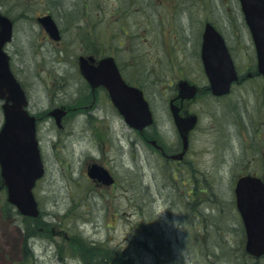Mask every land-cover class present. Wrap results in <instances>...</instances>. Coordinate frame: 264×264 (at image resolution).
I'll use <instances>...</instances> for the list:
<instances>
[{
  "label": "rangeland",
  "instance_id": "374dc122",
  "mask_svg": "<svg viewBox=\"0 0 264 264\" xmlns=\"http://www.w3.org/2000/svg\"><path fill=\"white\" fill-rule=\"evenodd\" d=\"M0 11L13 21L5 51L37 119L45 167L34 189L38 218L8 210L0 185V264H85L79 237L128 254L135 264H264L239 245L234 203L241 175L264 174L254 162L258 151L245 147L264 134L255 81L216 99L200 56L207 21L224 38L235 35L233 24L243 18L238 0H0ZM45 15L58 25L59 42L37 21ZM108 55L145 91L155 124L144 138L80 74V56L96 62ZM247 55L236 52L241 65ZM183 80L198 87L187 111L199 122L191 153L177 165L149 153L144 139L160 135L159 143L178 146L168 100ZM56 109L65 112L60 126L51 115ZM93 163L108 168L116 185L88 178ZM29 225L35 233L28 237Z\"/></svg>",
  "mask_w": 264,
  "mask_h": 264
},
{
  "label": "water",
  "instance_id": "95a60500",
  "mask_svg": "<svg viewBox=\"0 0 264 264\" xmlns=\"http://www.w3.org/2000/svg\"><path fill=\"white\" fill-rule=\"evenodd\" d=\"M239 1L256 43H264V39L259 38L264 35L261 32L264 29V0ZM38 22L52 40L60 41L59 28L50 15L39 18ZM12 36L13 22L0 12V99L4 101V123L0 129V175L7 188L8 202L15 205L21 214L38 217V205L32 190L43 176L44 167L36 139L35 118L25 109L28 105L26 93L12 73L10 57L4 50ZM201 58L212 94H228L238 76L223 38L210 23L206 24L203 32ZM79 68L92 88L104 86L108 90L113 104L129 126L142 131L153 123L143 93L126 85L113 58H104L93 66L88 59L80 57ZM178 87L177 98L182 100H191L197 94V88L187 81L181 82ZM171 112L187 148V134L195 127L197 116L181 118L179 109L173 106ZM64 114L58 109L51 112L58 125ZM88 176L105 185L114 183L109 171L98 164L89 167ZM235 194L247 233L246 251L260 257L264 255V183L259 178L243 177L237 182Z\"/></svg>",
  "mask_w": 264,
  "mask_h": 264
},
{
  "label": "flooded vegetation",
  "instance_id": "af4514ba",
  "mask_svg": "<svg viewBox=\"0 0 264 264\" xmlns=\"http://www.w3.org/2000/svg\"><path fill=\"white\" fill-rule=\"evenodd\" d=\"M215 28H216V26H215ZM233 28H235L234 29L235 35L228 37V38L225 36V38H224L225 39V45L227 47L229 55L231 56V58L233 60L236 72L238 74V81L232 85L231 92L235 88V86H237V85L246 84V82L250 81V80L255 81V86H256L255 87V102H256V105L258 106L256 110H257V115L260 118L258 120V123H257V126H258L259 124H261V118H264V43H256L255 38L252 35L251 29L248 26V24L244 18L238 19V24H233ZM261 32L264 33V29H262ZM201 38H202V36H201ZM259 38L264 39V35L263 34L260 35ZM201 45H202V42H201ZM239 51H241L244 54H248L247 56H249V63H243L241 65L238 62V57L236 56V52H239ZM115 60L118 64L120 73H121L123 79L126 81V83L129 84L130 86H134V87H137L138 89H140L143 92L144 96L146 97L145 91L142 88V86L136 84L135 82H132L131 80H129V78L126 75L125 66L120 64L116 58H115ZM90 90H92V89L90 88ZM96 90L104 91L106 96L109 97L107 91L104 88H99ZM207 90H208V88H207ZM92 91H94V90H92ZM208 92H209V90H208ZM230 93L228 95H230ZM177 94H178V91H177L175 96L171 97L168 100V106H169L170 113H171V106H173L174 108L179 109V115L181 118L189 117V115H191V113L189 111H187V104L190 101L178 99ZM228 95H226V96H228ZM214 98H216V97H214ZM221 98H224V97H221ZM221 98H216V99H221ZM146 99H147V97H146ZM153 115H154V113H153ZM154 118H155V116H154ZM172 119H173V117H172ZM173 122H174V119H173ZM174 125H175L176 131L178 133V146L176 148H171L170 145H164L165 143L164 144L159 143L158 139H159L160 135L157 136V139H154L152 136L149 135L144 139V142L146 144L145 148L147 149L148 152L149 151L151 153L157 152V154L162 156V158L165 159L166 161H172L174 164L178 165V163H181L182 161L186 160V157H188V155L192 151V138H193V134L196 131L198 124L187 135V148H185V144H184V141L182 139L181 133H180L177 125L175 124V122H174ZM149 129L150 128H148L147 130H144L142 132L143 134H140L141 137L144 138L146 131H148ZM255 141L256 140H254V142H251V145H252L251 147L249 146V144H247L248 141H245V145H246L245 147L247 150L249 148H252L250 151H253L255 153L258 151L259 159L258 160L254 159V162L258 161L259 165H261L262 168L264 169V134L259 138L258 141H256V142ZM148 147H150V148L148 149ZM175 157H178L179 159H175ZM251 167H253V166H251ZM244 176L259 177L264 182V174H263V176H261L257 173H254V172H246L243 175H241L238 179H240L241 177H244ZM238 179L235 182V186H236ZM235 186H234V190H235ZM190 194H191V192L187 195V197L191 198ZM234 199H235L234 203L236 206L235 192H234ZM236 209H237V207H236ZM237 212H238V210H237ZM187 214L190 216H194L195 212L189 210L187 212ZM238 214H239V212H238ZM239 216H240V214H239ZM239 228L241 231L240 232L241 240H240L239 245L244 250L245 255L249 256L246 253V244H247L246 228H245L244 221H243L241 216H240ZM249 257H251V256H249ZM263 257L264 256H262L260 258H263ZM252 258H254V257H252ZM260 258H256V259H260Z\"/></svg>",
  "mask_w": 264,
  "mask_h": 264
},
{
  "label": "trees",
  "instance_id": "16d2710c",
  "mask_svg": "<svg viewBox=\"0 0 264 264\" xmlns=\"http://www.w3.org/2000/svg\"><path fill=\"white\" fill-rule=\"evenodd\" d=\"M1 179H0V185H1ZM6 204V208L12 209L14 211H16V209L11 206L8 202L5 203ZM16 214H19L16 211ZM38 222V221H37ZM30 226V225H29ZM28 227L27 228V235L29 237V235H33V233H35V228L34 227ZM26 235V236H27ZM74 241V240H73ZM75 242H79L80 246L78 249V246L75 245V247L80 250V252H82V254L84 255L85 259V264H135V260L134 258H129L128 254L125 255L124 253H122L119 250H113L110 249L108 247H106L105 244L103 243H86L83 239H81V237H79V240H75ZM81 242V243H80ZM71 243V242H69ZM24 244V248H26V243ZM68 246V245H67ZM69 246H72L69 244ZM74 248V247H73ZM67 251V249H63V251ZM70 250V249H69ZM77 251L76 249H71L72 252ZM98 256L101 257L97 262H94V258Z\"/></svg>",
  "mask_w": 264,
  "mask_h": 264
},
{
  "label": "bare ground",
  "instance_id": "6f19581e",
  "mask_svg": "<svg viewBox=\"0 0 264 264\" xmlns=\"http://www.w3.org/2000/svg\"><path fill=\"white\" fill-rule=\"evenodd\" d=\"M26 247H27V248H28V247L31 248L30 245H27ZM25 251H26V248H25Z\"/></svg>",
  "mask_w": 264,
  "mask_h": 264
}]
</instances>
